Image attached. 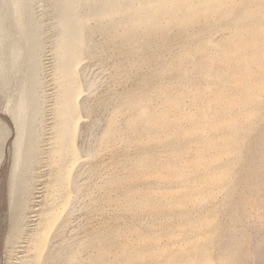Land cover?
I'll use <instances>...</instances> for the list:
<instances>
[{"label":"rangeland","instance_id":"obj_1","mask_svg":"<svg viewBox=\"0 0 264 264\" xmlns=\"http://www.w3.org/2000/svg\"><path fill=\"white\" fill-rule=\"evenodd\" d=\"M230 1L222 0L225 6H222L220 13L208 9L207 16L201 12L197 14L198 5L194 6L196 11L193 9V13L196 14L192 13L193 15L182 18L180 21L183 28L181 24L177 25L179 21L176 19L167 21L165 17H162V23H165L163 28L158 29L159 31L155 30L156 32L152 29L149 31L138 29L133 36L134 42H128L126 38L115 34L121 26H118L119 29L109 27L108 31L106 29V32L102 33L98 30V26L94 25L93 31L90 32V39L94 42L95 48L93 47L91 54L83 59L81 66L84 69L80 67L83 71L85 70L83 73L86 74L87 80L93 83V87L84 92V106L87 113L78 125V134L76 133L75 138L79 148L81 145L80 153L83 154L82 159L73 168V174L79 172L78 176H80L77 180L80 189L77 198H74L75 201L69 205L73 212L70 211L69 222L63 226L64 229L59 230L62 234L58 231L59 236L56 233L58 238L52 234L53 240L50 236L48 237L50 244H56L53 248L47 240L48 245L53 248L50 247L52 250L49 251L50 256H54L56 250L60 254L63 253V249L65 252L72 248L76 249L77 244L79 245L82 241L74 252L78 258L80 257L77 260L79 263L76 262V264H187L188 262L198 264L205 259L221 264H250L264 252V200L256 197L259 196L256 189H253V193L250 191L252 195L255 194V197L249 195V198L253 200L247 198L249 190L252 189H246L244 179L246 174L252 175L254 179L252 177L247 179L251 181L250 178H252V181L259 185L260 175L264 173L263 165L259 164L264 161V141L261 145L260 142L256 143L257 146L256 141L254 142L257 139L255 136L258 137L257 134L264 129V93L259 89L262 86L261 83L264 84V77H262L264 64L261 68L257 67L253 64V56H251L252 59L250 55V59L244 57L252 50L248 49V45L245 46L247 44L245 41L249 44L256 42L251 46L261 42L263 46L261 50H264V41L262 42L264 34L261 35L263 36L261 39H255L256 31L251 29L252 25L249 24L248 19L241 15L242 9V11L254 9L255 12V7L250 8L253 0H239L241 2L236 0L234 4H230ZM34 2L35 17L46 22L42 55L43 69L39 72L43 80L38 88L40 92L43 91L46 106L40 143L36 150L40 152L42 159L35 161L34 170L31 172L35 178L26 196V204L29 206L26 210L24 209L23 214L27 216L20 224L24 227L22 230L25 233L18 244L12 245L11 242L6 241L12 223L7 212L6 194L15 125L1 103L0 122L5 124L6 136L0 156V264H18L23 256L25 260L29 259L31 252H28L24 245L36 230V224L40 218L39 210L47 200L42 192L45 193L44 186L54 170L52 164L54 158H50L49 153L53 146L51 136L55 115L52 106L58 98V81L54 78L57 63L51 54V39L55 34L54 29L51 28V22L54 20L53 14H50L52 8L49 1L34 0ZM208 3L212 7L210 4L212 2L199 4V7L200 5L203 7L204 4L208 7ZM45 11L47 13L44 14ZM219 14L221 15L218 16ZM234 21H238L237 24ZM247 24H249V28L247 27L249 31L246 30ZM231 32L237 35L233 36ZM231 37H235V40ZM208 38L219 42L218 46L214 41V44L211 41H209L211 43L207 42L209 44L207 46L205 41ZM236 38L239 42H244V50L243 48H239L240 51L235 49L239 46L237 44H240ZM252 39L253 41L250 42ZM233 42L236 43L234 51ZM202 45L209 47L207 54L212 53L208 55L212 57L209 61L208 57L202 59L196 53ZM219 45L225 50L223 48L218 50ZM217 51L222 54L226 52L228 57L218 60L216 54L217 57L220 55L215 53ZM242 55H244L243 61L240 60ZM254 57H256L255 54ZM200 62H205L204 65L207 63V68L210 63L212 67L210 73L219 71L221 73L217 76H221L217 78L213 75L209 80L201 71ZM226 64L232 67L229 68ZM248 66H251L252 70L255 69L249 75V79L253 81L250 86L253 87L252 90L254 86H257L255 91L257 94L262 93L263 101L261 100L257 105L253 104L255 107L252 105V108L246 109L238 105L244 101L246 89H242L244 92L235 89L238 84L236 82L240 79L237 75ZM182 69H186L184 70L186 76L180 73L183 72ZM223 80L226 83L223 86L226 85V89L224 88L226 92L219 88ZM246 80V84H250L248 79ZM194 88L205 92H200L195 97L192 94ZM217 88L223 91L220 93ZM229 92L230 94L227 95ZM211 93L217 96H214L215 98H221L216 99V106L226 104L233 95L237 99L236 102L239 99L243 100H239L241 102L236 104L238 106L226 107L228 110L235 111L238 119L242 118L240 122L244 121L242 128L234 129L236 132L232 133V137L235 140L232 142L229 141L231 130L230 133L220 132V135L210 126H204L203 129L193 126V120L200 117L197 114L198 110L195 113L197 109L195 106L200 102L199 106L204 105L205 102L202 104V101L211 99ZM142 106L147 110L145 115L142 114L143 116L139 115ZM219 122L216 120L215 123ZM198 125L203 126L202 122ZM106 128L109 133L104 143L101 138ZM208 143L212 145L208 146ZM258 148L263 153H260ZM254 149H258L259 157L256 151L255 154L249 153L258 157L250 159L252 163L249 165L254 166L250 169L253 171L255 167L261 166V171L258 167L259 169L255 170L256 173L255 171L253 173L248 168L249 173L244 174L247 172L245 166L250 162L247 158L253 157L248 152H253ZM88 152L90 154H87ZM251 172L253 174L250 175ZM254 174H257L256 177ZM242 184L248 193L241 190L244 189ZM248 200L252 205L250 204V208L249 205L247 206L248 211L246 210L243 215L245 206L242 207V205H244L243 202L249 203ZM254 201L259 202L258 208L253 205ZM232 205L238 210H231ZM252 206L256 210H252ZM231 212L234 215L241 212L243 217L239 214V218L236 215L233 218V215L230 216ZM229 216L232 217V221L240 218L241 220L232 222ZM48 245L46 244L47 247ZM46 246L43 249V256L48 249ZM256 246L258 247L255 249ZM194 247L198 254L192 258L190 255ZM228 248H230L229 251ZM261 255L262 258L256 261L257 264H261L262 262L259 261L264 260V255ZM128 257L131 262L127 259ZM58 259L54 264H62V258L61 262Z\"/></svg>","mask_w":264,"mask_h":264},{"label":"bare ground","instance_id":"obj_2","mask_svg":"<svg viewBox=\"0 0 264 264\" xmlns=\"http://www.w3.org/2000/svg\"><path fill=\"white\" fill-rule=\"evenodd\" d=\"M47 1H49V4L52 8V10L50 9L51 10L50 14L51 13L53 14V15L52 14L51 15L53 16L52 19L54 20L51 22L52 23L51 28H53L55 31L54 32L55 34H54L53 38L51 39V41H52L51 42L52 43L51 54L54 58V61L57 63L56 68H55L54 78L57 79V81H58V85H57V87H58V89H57L58 98L52 106V110L55 113L54 123H53L54 130L52 132L53 135L51 136V139L53 140V146L49 152L50 158H54L53 162H52L54 170H53L49 180L46 181L47 184H45V186H44L45 193L42 192L44 194L43 196L45 198H47V200L45 201L44 204L42 203L43 205H41L42 207L39 210L40 211L39 212L40 218L36 224V230H35V232H33L31 234L29 241L27 240V243H25L26 245H24L27 248L28 252H31V253H29L30 254L29 259L25 260V256H23V258H21L20 261H18V262H20L18 264H29V263L30 264L53 263L54 264L56 262V259H58V258H60V259L62 258V262L60 259H58V260H60V262L62 264H76V262H78L77 260L80 258V257L78 258L74 252L77 251V246H80L83 241L81 243H79V245L77 244L76 249L72 248L71 250H67L66 252L63 249V253H60V254H59V251L56 250V252L54 251V256H52V255L50 256L51 253L49 251H52V250H50V247L51 246L53 247L56 244L53 245V243H51L52 244L51 245L49 242L50 240H48V237L49 236L51 237L52 234H54L56 236V233L61 228H63V226H65L67 222H69L68 216H69V214L71 215L70 211L72 212L71 208H69V205L71 203H73L72 201H75L74 198H77L76 196L78 195V192L80 189V185H79V182L77 180L80 175L78 176L79 172L76 174H73V170H74L73 168L82 159L83 154L80 153L81 145L79 148V146H78L79 144L76 143L75 138H76L78 125H79V123H81V121H83L84 116H86L84 114L87 113L86 108L84 106V103H85V100H84L85 97H83L84 92L89 91L91 89V87H93L92 86L93 83L90 80L89 81L87 80V76H85L86 74H84L85 70L84 71L82 70L83 67L81 66V64H82V61H84L83 59H85V56L87 57V55L89 56L91 54L92 49L94 47V44H93L94 42L92 41V39H90L91 38L90 32L93 29L94 25H97L98 30L102 31V33H105L106 29L108 31L109 27L118 28V26L119 27L121 26L120 30H118L117 33H115V34H119V36L121 38H126L128 42H131L134 40L133 36H135L138 29H143L144 31H149L150 29H152L155 31V30L163 28L165 23H162V19H161L162 17H165L167 19V21L171 20V19H176L177 21H179V22H177V25H179V24H181L180 21H182V18L184 19L187 16H191V14L194 11H196V7L194 8V6L198 5L197 10H199V11L197 12V14L201 12V14H204L206 16L209 15V13L206 14L208 12V9H212V11H214V12H219L221 10V8H223L222 6L223 5L225 6V4H224L225 2L223 3L222 0H47ZM235 1L236 0L230 1V4H234L237 2V1L236 2ZM206 2H212V3H210V4H212V7L209 6V3H208V7L205 6V4L203 5V7H201V5H200L201 8L199 7V4H203ZM231 2H233V3H231ZM239 2H241V1H239ZM34 3H35L34 0H0V104L2 103V106L6 109V112L8 113L9 117L11 118V120L13 121V123L15 125L14 126L15 127L14 137H13L12 144H11L12 145L11 149L13 151H12V155L10 157V167H9V174H8L9 178L7 181V194H6L8 197L7 198V200H8L7 201L8 202L7 203L8 204V206H7L8 211L7 212L9 213V215H10L9 217H11V222H12L10 230L8 231L9 235L6 238L7 239L6 241L11 242L12 245L18 244L19 240L22 238L23 233H25V231L22 230L24 227L20 224L22 223V220L24 219V217L27 216V215L25 216L23 214L24 209L26 210L29 206V205L27 206V204H26V199H27L26 196L28 195L27 193L30 190L31 183L35 178V175H32L31 172L34 170L35 161L37 162V160L39 161V159H42V156H40L41 155L40 152H36V150H37L39 143H40V136H41V132L43 129L42 125L44 122V108L46 106V104H45L46 100L44 98L43 91L40 92L38 89L39 86L42 84V80H43L42 77L39 75V72L42 71V69H43L42 55H43V49H44L46 22L43 19L39 20L38 18L35 17ZM252 3H253V5H251L250 8L252 6L255 7L256 8L255 12H254V9L248 10V11L247 10L242 11L243 9L242 10L240 9L241 13H242L241 15L248 19L249 24L252 25L251 29L256 31L255 39L256 38L261 39L263 37V36L261 37V35L264 34V0H253ZM226 6H227V4H226ZM231 7H233V6H231ZM241 8H243V7H241ZM193 9H194V11H193ZM247 9H248V7H247ZM45 13H47V12L45 11L44 14ZM193 14L195 15L196 13H193ZM220 15L221 14H219L218 16H220ZM225 15H226V13H225ZM223 16H222V18L220 17L222 20L224 19ZM232 17L233 16H231V18ZM234 17L236 18V16H234ZM226 18H228V17H226ZM160 19H161V21H160ZM230 21H227V23H231ZM236 22H238V21H236ZM236 22L234 21V23H236ZM190 23H191V21H190ZM249 24H247L246 28L249 26ZM181 27H182V24H181ZM248 28L246 29L247 31H249ZM236 29L237 28H235V31H236ZM115 30H117V29H115ZM103 31H105V32H103ZM232 32H234V31L232 30ZM236 33H237V31H236ZM232 35H233V33H232ZM234 35H237V34H234ZM234 38H232V40ZM255 39H254V41H255ZM209 41L213 42L214 40H211L210 38H208V40L205 41L207 46L209 45L208 43H211ZM236 41L239 42L237 38H236ZM252 41H253V39L250 42H252ZM263 41L264 40H262V42ZM205 42H203V44H205ZM214 42H216L215 43L216 45H217V43L219 44V42H217V41H214ZM214 42H213V44H214ZM233 43H234L233 44L234 47H232V48L234 51V48L236 47L235 46L236 43L235 42H233ZM239 43L242 46L240 44H237V45H239L235 48L237 51L239 50V48H243L242 50H244L245 46L247 47V45L249 47L248 48L249 50H250V48L252 49L251 52H249V54H247V55L244 54L246 56L242 55V58L240 60L241 61L244 60L243 56L245 58H247V57L249 58V55H250V58H251V56H253V58H254L252 60L253 64H256L257 67L260 66V68H261L262 65L264 64V50H261V47H263L262 43L261 42L257 43L256 46H251L252 43L256 44V42H252L249 44L248 41H245V43H247L246 45L243 44L244 42L243 43L239 42ZM230 45H231V43H230ZM197 47H199V46H197ZM215 47H213V49ZM227 47H230V46H226V48ZM207 48H209V47H205V45L204 46L202 45L196 50V53L199 54L201 56L200 58H202V59H204V58L207 59V57H208V61H209L210 58H212V57H209L212 53L210 55L207 54L208 53ZM221 48H223V47H221ZM221 48L219 45L218 50H220ZM213 49H211V50L213 51ZM215 49H217V47ZM223 50H225V49L223 48ZM215 53H218L220 55V57H217L218 55L216 54V58L217 59L219 58L218 60L222 59L223 57L224 58L228 57V56H226L227 54H225L226 52L224 54L219 53L218 51ZM254 54L256 57H254ZM205 62H200L201 66L200 65L199 66L201 67V71H203V74L206 76V78H209V80H211L213 75L217 76L221 73V72L217 71L214 74H211L210 71H211L212 67L209 63V65H208L209 68H207V66H206L207 63H206V65H204ZM235 62L237 63V61H235ZM244 62H246V61H244ZM250 62H251V60H250ZM236 63H235V66H237ZM241 63L243 64V62H241ZM253 64H252V66H253ZM205 66H206V68H205ZM226 66L229 67V65H227V64H226ZM80 67H82V68L80 69ZM231 67H229V68H231ZM250 67L251 66L245 67V69H243V71H241V73H239L237 75L240 79L237 78L238 80H237L236 84L237 83L238 84H237V87L235 90L238 91V90H242L243 88L246 89L245 92L242 90L245 93L244 94L245 95L244 101L242 99H239V100L243 101L242 102L243 105L238 104L241 101L239 102V100H238V102H236L237 99H235L234 95L232 96V94H231V96H232V97H230L231 100L229 99V101L224 105L219 104L218 106H216L215 105L216 101L221 99V98L217 99L214 97L216 95H213L211 93L212 94L211 97L209 96L211 99L208 100V98H207V100H205V101L203 99H202L203 101L201 100L202 104L205 102L204 105L199 106V104H201V102L199 104L197 102L198 105L195 106V108L197 107V109L195 110L196 111L195 113H197V110H198L199 113H197V114H198V116L200 115L201 119H203V120H201L200 117H199V119H194L193 120L194 121L193 126L195 125L196 127H200L199 129H203L204 126H206V127L210 126V128H214L215 130H217V133L218 132L220 133L223 131H225V132L227 131L228 133H230L232 131L231 135L229 136V141L232 142L235 140L232 137L233 136L232 133L236 132V130H237L236 128H238V127L242 128L243 127L242 123L244 121L240 122V121H242V118H240L241 120L238 119L236 112L228 110V109H226V107H229L230 105H235V106L240 105L241 107L244 106L246 109L252 108L251 106L253 104L257 105L262 100L261 94L264 93V84H262V83H261L262 86H260L261 88H259L261 90V92L263 91L262 93L259 92L260 90H258V92L260 94L259 93L257 94V92L255 91L256 90L255 88H257V86H254V85L253 86L255 88H254V90H252L253 87L250 85H251V83H253V81H251L249 79V75H250V72L255 70V69L252 70L251 69L252 67L251 68ZM186 69H182L183 72H180V73H182V76L185 75L184 70L186 71ZM263 69H264V65H263ZM258 70H260V69H258ZM188 71H190V70H188ZM161 72H162V70H161ZM233 74H231V75H233ZM200 75H202V74L200 73ZM234 75H236V74H234ZM220 76H217V78ZM262 77H264V76H262ZM246 79H248V83H250V84H246L247 83ZM241 80H242V82H241ZM243 80H246V81H244L245 83L243 82ZM262 80H263V78H262ZM234 81H236V80H234ZM224 82H225V80H223L220 83L219 88H222L224 90V92H226V90H225L226 85H225V87H223L224 84H226ZM233 84H235V83H233ZM195 87L198 88L197 86H195ZM222 89H220V90H222ZM194 90L192 91L193 96H195V95L197 96L198 93H200V92H202V93L205 92V91L203 92V90L199 91V89L197 90L195 88H194ZM217 91H219V89ZM217 91H212V92L217 93ZM222 91H219V92L221 93ZM228 94H230V92L227 93V95ZM193 96H190V97H193ZM212 96L214 98H212ZM193 103L195 104L196 102L194 101ZM236 104H238V105H236ZM255 105H253V106L255 107ZM244 112H245V110H244ZM146 113H147V110L145 109V107H143L142 110L139 112V115L143 116ZM253 113H255V112H253ZM231 114H234V115H231ZM240 115L243 116L242 114H240ZM244 115L246 116V114H244ZM248 118H250V116ZM216 120H218V122H219V120H222V121H220L218 124H216L215 123ZM201 122H202L203 126L198 125L199 123L201 124ZM203 122L205 123V125ZM4 125L2 124V122H0V156H1V152H2V146H3L4 140H5V136H6V128ZM234 129H236V130H234ZM263 130L260 131L261 132L260 134H257L258 137L255 136L257 139H255V138H254L255 140L253 139L254 142L256 141L255 145H256V143L259 144V142H260V145H261V143H263V141H264V131ZM108 133H109V130H108V128H106V130L104 131V134H102V138H101V139H103L102 142H104L106 140ZM218 134L216 136H218ZM220 135H221V133H220ZM227 139H228V137L226 138V141H227ZM213 144H214V142H213ZM207 145L211 146L212 144L209 145V143H208ZM221 145H223V143ZM224 145H225V143H224ZM226 145H227V142H226ZM252 145H254V143ZM261 148H262V146H261ZM257 150L254 149L253 152L249 151L248 154L249 153L252 154L256 151L258 154V157H259L258 151L260 153H263V152H261L262 151L261 149H259L258 151ZM87 154H90V153L88 152ZM238 154L241 155L240 152H238ZM254 154L250 155V156H253L252 158H250V157L247 158V159H249L250 162H248V164H246L247 167L245 166V169L247 170V172H245L244 174L249 173V171L254 167L253 165L252 166L249 165V163L250 164L252 163L251 160L254 159V157H255ZM261 155L262 154H260V156ZM258 157H255V158L257 159ZM263 158H264V156H263ZM260 161H262V159ZM260 161H258V162H260ZM259 164L261 166L263 165L262 167H264V161L260 162ZM249 166H251V167H249ZM261 166H257L255 168L259 169ZM248 168L249 169L251 168V169L248 170ZM255 170H253V171H255ZM259 171H261V168L259 169ZM252 172L250 173V175L254 173V172L253 173ZM255 173H256V171H255ZM262 174L263 175H260L261 179H259V180H261V181H260L259 185H258V183L256 184L252 181L254 179L252 177V175L249 176L248 174H246V178H244L246 181V184H245L246 189L250 188L252 190H249V193H248V191H246V189L244 188L245 186L243 185L244 184L243 181H242L243 182L242 188H244V189H241V190L242 191L245 190L248 193L247 198H249V195L255 197V194L252 195L251 193H253L252 191H254L256 189V193L259 195L256 197H258V198L260 197L262 200H264V173H262ZM214 175L216 176L217 174H214ZM256 175L257 174H254V177H256ZM222 177H221V179H222ZM247 177L248 178L252 177L253 179L250 178L251 179V181H250L247 179ZM81 186H82V184H81ZM242 191H241V193L245 192V191H243V192ZM250 191H251V193H250ZM240 195H239V197H241ZM243 196H244V194H243ZM241 198L243 199V197H241ZM245 199H246V196H245ZM250 199L253 200V198H249V200ZM91 200H92V198H91ZM237 200H238V203L240 204L239 199H237ZM252 200H251V202H252ZM263 202H261V205ZM247 203L243 202L244 205L241 204L242 207L245 206L244 207L245 211H243V212L241 211L242 213H244L243 215H245L246 210L248 211V209H247L248 205H249L248 207L250 208V204H251L250 201L248 204ZM258 203L255 202L253 205L256 206V208H258V206H257ZM234 204H237V203H234ZM245 204H247V205H245ZM241 205H239V207H241ZM234 206L231 210H238V209H234ZM236 206H238V205H236ZM254 206H252L253 207V209L251 208L252 210H256V208ZM262 207H263V205H262ZM67 208H69L68 212L66 211ZM22 210H23V212H22ZM231 210H229V211H231ZM232 212L230 213V216L233 215L232 217L234 218V216L236 214L234 215ZM247 213H249V212H247ZM25 214H26V211H25ZM239 214H237L236 217L239 218V216H238ZM230 216H229V220H231V218H232V217L230 218ZM240 217H243V216L240 214ZM237 220L238 219L233 220V221L231 220V221L235 222ZM239 220H241V218ZM19 225L22 226V228ZM60 232L61 231H59V233ZM59 233H57V235ZM60 234H62V233H60ZM54 235L50 239L53 240ZM47 240L51 246L48 245ZM23 242L24 241H22V243ZM46 244L48 245V247L46 246ZM21 246H23V245L21 244ZM45 246H46V249L48 248L46 250L48 253L44 250L46 252L47 256H46V254H44L45 256H43V254H42ZM52 247H51V249L54 248V247L53 248ZM257 247L258 246H256L255 249ZM78 248H80V247H78ZM193 249H194V251L190 255L192 258L196 257V255L198 254L197 253L198 251H196V247H194ZM224 249L227 250L225 247H224ZM224 249H223V251H224ZM229 250H230V248H228V251ZM25 252H26V250H25ZM28 252H26V253L28 254ZM179 253H180V251H179ZM189 253L190 252H188V254ZM261 254L264 255V252H262ZM261 254H259L258 257L255 258V260L256 259L259 260L260 258H262ZM213 255H215V254H213ZM213 255L211 256L212 259L215 258V257L213 258ZM228 255H229V253H228ZM252 255H254V254H252ZM44 257H45V259H44ZM47 257H49V258H47ZM75 257H77V259ZM130 258H132V256ZM263 258H264V256H263ZM127 259H129V257ZM130 260L131 259H129V261ZM91 261H92V259H91ZM91 261H90V263H91ZM256 261L255 262L252 261V263L254 262V264H257L258 262L256 263ZM259 262H262L261 264H264L263 259ZM165 263H167V262H165ZM203 263H205V264H214V263L215 264H221V263H217V262H211L208 259H205L202 261V263L199 262L198 264H203ZM252 263H250V264H252ZM187 264H193V263L188 262Z\"/></svg>","mask_w":264,"mask_h":264}]
</instances>
